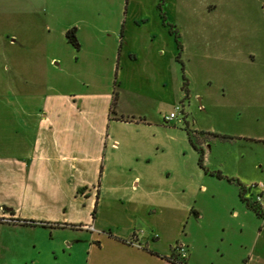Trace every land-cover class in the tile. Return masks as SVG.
<instances>
[{
	"label": "crops",
	"instance_id": "1",
	"mask_svg": "<svg viewBox=\"0 0 264 264\" xmlns=\"http://www.w3.org/2000/svg\"><path fill=\"white\" fill-rule=\"evenodd\" d=\"M45 12L44 23H30L49 32L39 52H25L34 44L29 26L19 38L22 44L11 40L10 46L19 44L23 52L6 57L7 79L0 83V227H30L20 222L34 221L46 224L41 228L51 233L83 231L97 244L89 246L85 264H176L165 258L180 240L162 242L156 223L169 226V220L171 229L178 225L180 230L185 223L184 233L188 222L203 221L208 185L215 177L199 167L186 128L164 120L175 107L176 69L182 77L173 37L159 11L151 27L143 17L128 21L126 15L122 37L119 32L111 43L95 34L88 17L87 39H82L71 23L61 28L48 21L55 10ZM52 30L59 35L53 36ZM69 30L77 47L66 37ZM235 39L230 51L217 59L216 71L226 78L221 82L225 92L250 87L248 73L264 60V42L255 47L252 37ZM239 42H245L243 50ZM62 50L71 52V62ZM183 51L189 89L183 103L186 125L205 149V167L246 188L264 186L248 175L259 164L246 154L255 143L264 145V135L251 132L263 123L264 103L205 104L196 95L199 104H193L190 60ZM105 70L107 78L111 75L108 82L104 76L97 78ZM115 82L118 101L110 115ZM196 112L222 121L224 127L200 129ZM227 183L236 195L234 214L255 215L240 201L239 187ZM84 203L89 219H69ZM188 243L186 235L181 243L188 251L185 262L194 264ZM244 262L251 264L248 254Z\"/></svg>",
	"mask_w": 264,
	"mask_h": 264
},
{
	"label": "rangeland",
	"instance_id": "2",
	"mask_svg": "<svg viewBox=\"0 0 264 264\" xmlns=\"http://www.w3.org/2000/svg\"><path fill=\"white\" fill-rule=\"evenodd\" d=\"M159 2L160 0H0V83L5 84L7 79L6 57L23 52L19 38H22L30 23L45 22L43 14L48 8L56 11L53 18L48 20L56 26L62 28L71 23V27L78 31L81 38L87 39L85 18L88 17L95 28V34L111 43L116 36L119 37L121 23L125 21L126 15L129 16L128 21L131 17H143L151 27L158 15ZM125 7L127 12L124 15ZM163 11L168 22L177 27L183 55L190 60L188 67L193 81V104H199L196 95L202 97L205 104L242 100L264 103V60L258 62L248 73L252 82L248 88L236 87L229 92L222 91L221 82L226 78L216 71L218 57L230 51L235 37H238L237 41L252 37L255 47L264 42V0H165ZM30 27L34 44L25 49V52L34 55L33 53L39 52L41 43L49 32L42 25ZM50 33L53 36L59 35V31L55 30ZM12 39L19 44L10 46ZM239 43L238 48L243 50L241 46L245 42ZM69 52L62 50L61 54L65 59L69 57L68 61L71 62ZM178 70L179 68L176 69L174 90L175 106H180L181 100L186 103L184 95L180 94L181 75ZM103 76L106 82L111 79V75L107 78L106 70L97 75V78ZM261 105L264 107V104ZM195 120L200 129L202 127L213 131L224 127L222 121L198 112ZM188 123L190 124L189 120ZM230 126L231 124L228 125ZM181 128L185 129L186 125L182 124ZM251 130L252 133L264 135V120ZM248 150L249 153L246 154H249V158L259 164L254 174L248 175L264 181V145L255 143ZM211 180L207 193L208 213L203 221L188 222L183 233L185 223L181 230L178 225L171 229L169 220V226L159 220L156 223L158 237L164 243L176 238L180 240L178 244H181L187 235L192 253L191 261L194 264H243L247 254L251 257V264H264V220L251 213L235 215L236 207L231 206V203H235L234 189L227 182L216 178ZM83 205L85 207L86 203ZM22 210L23 213L30 211ZM87 212L86 207L72 211L69 219L88 220ZM91 244L97 245L83 231L51 233V230L41 227H0V264H85Z\"/></svg>",
	"mask_w": 264,
	"mask_h": 264
},
{
	"label": "trees",
	"instance_id": "3",
	"mask_svg": "<svg viewBox=\"0 0 264 264\" xmlns=\"http://www.w3.org/2000/svg\"><path fill=\"white\" fill-rule=\"evenodd\" d=\"M164 2H165V0H160V2L158 4V10H159L160 18L162 20L163 25L168 29L169 34L173 37V39L175 41L176 48L178 50V54L176 56V60L181 64V68H182V77H181L182 78V86H181V90L184 93V100H188V98H189L188 80L185 77L184 67H183V63L181 61V54H182V51H183V46H182V43L180 41V34H179V31H178L177 27L174 24L168 22V20L166 18V15H165V13L163 11ZM72 34H73V30H69L67 32V34H66V37H67L68 41L70 43H72V45L74 47H77V43L72 40ZM122 35H123V25H122L121 30H120V37H122ZM114 86L115 87H114V91H113L110 115L115 113L114 108H115V106L117 104V101H118V92L116 91V86H117L116 82H115ZM186 131H187V134L189 136V140H190L191 146L193 147V149L198 154V165H199V167L206 174H208L210 176H213V177H215L218 180H223L224 179V180H226L229 183H233V184L237 185L239 187V199H240V201L242 203H244L246 208L248 210L252 211L256 215L257 218L263 219L264 218V208H262L261 205L256 204V203H254L251 200L246 198V193H247L246 187H244L236 179L227 178L224 175H222L220 172H217V171L211 172L205 167V165H204V159H205V155H206L205 149L200 147V145H198L194 141V139L191 136L192 133H191V131H189L188 125H186ZM221 138L227 139L229 137L221 136ZM95 209H96V204H95ZM94 215H95V210H94V212L92 214V217H94ZM20 223L23 226H30V227H36V226L45 227L46 226V224H44V223H37V222H34V221H22ZM178 243L179 242H177L174 246L178 245ZM155 255H157V254H155ZM165 259L167 261L171 262V263L186 264L185 260H179L177 258L176 254L174 253V247L172 248L171 256L169 258H165ZM244 264H245V262H244Z\"/></svg>",
	"mask_w": 264,
	"mask_h": 264
},
{
	"label": "built area",
	"instance_id": "4",
	"mask_svg": "<svg viewBox=\"0 0 264 264\" xmlns=\"http://www.w3.org/2000/svg\"><path fill=\"white\" fill-rule=\"evenodd\" d=\"M165 122H176L178 124H186L187 115L185 113L184 105H177L173 111L164 118ZM246 198L252 202L259 204L264 208V186L262 184H254L246 188ZM86 230L92 231L91 227H83ZM187 247L184 244L174 246V253L179 260H185L187 257Z\"/></svg>",
	"mask_w": 264,
	"mask_h": 264
}]
</instances>
